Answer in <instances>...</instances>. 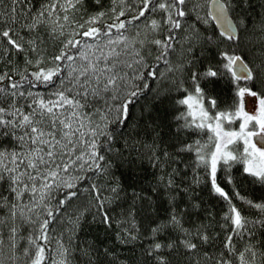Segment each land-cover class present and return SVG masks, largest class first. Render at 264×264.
Here are the masks:
<instances>
[{"label":"snow or ice","instance_id":"snow-or-ice-1","mask_svg":"<svg viewBox=\"0 0 264 264\" xmlns=\"http://www.w3.org/2000/svg\"><path fill=\"white\" fill-rule=\"evenodd\" d=\"M250 187L264 0H0V264H264Z\"/></svg>","mask_w":264,"mask_h":264},{"label":"trees","instance_id":"trees-1","mask_svg":"<svg viewBox=\"0 0 264 264\" xmlns=\"http://www.w3.org/2000/svg\"><path fill=\"white\" fill-rule=\"evenodd\" d=\"M246 59H248V57L246 56ZM243 83V82H242ZM254 90H257L255 88V85H251ZM219 89L224 93V95H228L229 94V88L228 86L223 82L221 81L220 84L218 85ZM247 95V93H246ZM157 172L156 169L152 168L151 166L148 165V162L147 161H144V167L143 169L139 172L138 175H135V176H132V177H129V174L127 172H125L124 176L122 177V182L125 184V186L127 187L128 184L132 183V181L134 180L135 183H136V186H137V190H141L144 189V190H147L148 189V186L149 184L151 183V179L152 177L154 176V174ZM119 175V173H117ZM264 191V189H261L259 187H250L248 188V193L246 194H251L253 195L255 198H259L260 195H261V192ZM131 190L129 189L124 197V200L123 202L118 206V207H124L127 203H130L131 201ZM209 203H212L211 200H209ZM163 204H164V200L162 197H158V205H159V208H158V211L160 213H163L165 211V208L163 207ZM118 207L115 208L114 210L117 211V214H118ZM116 226L113 225V228H115ZM93 231L95 232L96 229L94 227ZM111 235V234H109ZM98 239H100L101 241H103L105 239V234L103 232V228L101 227L99 229V235H98ZM143 243L144 242H140L136 247L138 248H142L143 247ZM118 243H117V247H118ZM129 249L132 248L131 245L128 246ZM135 255H138L139 253H133Z\"/></svg>","mask_w":264,"mask_h":264},{"label":"rangeland","instance_id":"rangeland-1","mask_svg":"<svg viewBox=\"0 0 264 264\" xmlns=\"http://www.w3.org/2000/svg\"><path fill=\"white\" fill-rule=\"evenodd\" d=\"M248 96H249V94H245V108H246V110H252V108H253V106L252 105H250L249 104V102H248ZM258 103L255 105V107H257L258 108ZM238 126V125H237Z\"/></svg>","mask_w":264,"mask_h":264}]
</instances>
